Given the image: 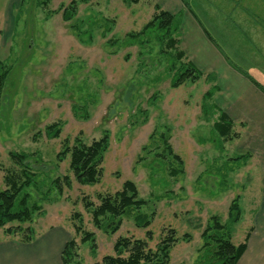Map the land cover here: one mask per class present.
Instances as JSON below:
<instances>
[{"label":"rangeland","instance_id":"374dc122","mask_svg":"<svg viewBox=\"0 0 264 264\" xmlns=\"http://www.w3.org/2000/svg\"><path fill=\"white\" fill-rule=\"evenodd\" d=\"M156 13L153 0H0V74L7 72L0 191L9 188L7 175L23 180L25 168L12 155H27L23 165L35 181L22 193L41 208L32 219L34 238L46 228H67L75 245L68 264L114 256L119 238L142 240L154 251L170 229L178 240L168 264H209L216 221L227 224L220 233L236 247L251 231L258 206L251 184L261 168L243 153L247 123L224 112L229 96L217 94L220 79L190 63L177 29L170 30L174 47L162 35L136 37ZM188 64L200 76L175 84ZM219 121L223 136L215 130ZM104 136L101 176L92 185L78 183L71 149ZM126 182L144 204L95 226L92 209ZM235 199L240 218L229 225ZM85 234H92L90 241H82Z\"/></svg>","mask_w":264,"mask_h":264},{"label":"crops","instance_id":"0c3cea01","mask_svg":"<svg viewBox=\"0 0 264 264\" xmlns=\"http://www.w3.org/2000/svg\"><path fill=\"white\" fill-rule=\"evenodd\" d=\"M153 2L175 16L179 44L190 63L220 79L217 94L226 92L230 101L224 112L247 123L251 137L244 141L243 153L260 163L261 176L251 184L256 191L251 199L258 206L252 212L246 250L236 264H264V0ZM65 229L46 228L28 243L0 231V264H62L70 241Z\"/></svg>","mask_w":264,"mask_h":264},{"label":"trees","instance_id":"16d2710c","mask_svg":"<svg viewBox=\"0 0 264 264\" xmlns=\"http://www.w3.org/2000/svg\"><path fill=\"white\" fill-rule=\"evenodd\" d=\"M134 1L137 2V0H133V2ZM155 7L158 13H156L154 17L144 25V27L137 33L136 37L143 38L145 35H149V37L151 36L157 38L162 35L163 38H168V44L174 47V43L172 44L171 42L170 30L171 27L176 29L178 22L175 20V16L173 14L171 15L162 9L160 10L157 6ZM73 9L74 8L71 7V10ZM190 74L195 75V79H198L200 76L196 67L192 65L189 66L188 64L186 66V72L175 77V84H179L180 82L187 80L186 78H188ZM6 76L7 72H2V74H0V95L3 90V84ZM207 96L208 95L204 98ZM222 119H225V117L223 116ZM214 124L215 130L223 136L227 130L223 121H219ZM53 126H50L48 129L51 130ZM50 135H53L52 132ZM107 143L108 140L106 136H104L90 145L74 146V148L71 149V158L69 162L70 170L78 183L84 185L97 183L99 177L101 176V156L104 153L103 151L105 150ZM12 156L16 162L21 164L25 169L22 173L23 180L21 182H13L8 175L4 177L6 184L9 185V188L4 191H0V229L3 230L5 235L12 236V238L18 234L21 237V239H18L19 242L28 243L34 238L32 228L33 216L36 213H40L41 208L37 204L29 205V201L27 200L28 195L22 193L24 189L29 188L35 181V178L29 174L30 166L23 165V162L27 160V155L13 154ZM64 180L67 182L66 177H64L63 181ZM55 181L57 188H60V179L58 178ZM123 185L124 187L121 192H116L111 197H102L100 205L92 209V221L95 226L98 227L100 219L106 217L111 220L121 218L124 214L138 209L139 206L144 204L138 199L135 185H132L130 182H126ZM231 204L232 205L228 211L229 225L237 223L241 213L238 199H235ZM89 206V203L86 204L87 208ZM120 221L121 220H118L116 226H112L111 232H115L117 230L120 225ZM145 223L146 221L142 222L143 225H145ZM25 224H27V227H24ZM224 226H221L218 221H216L214 228L209 229L216 231L214 236L216 241V251L214 256H212L208 261L209 264H236L240 259V256L246 250L245 243L236 247L230 243V238H226L223 236V233H220L224 229H227V224L225 227ZM211 236L207 235V231L203 234V237L208 240ZM186 237L188 236H184V238ZM91 238L92 234H85L82 241L87 242L90 241ZM177 240L176 232L173 229H170L165 237L160 240L161 242L157 248L153 251L149 248V246H147V243L142 240L119 238L114 242V256H105L102 258V261L97 264H168L171 253L170 251L173 245L177 243ZM72 246H75L74 241H69L62 253V264H68L67 256ZM205 246L208 248L207 245Z\"/></svg>","mask_w":264,"mask_h":264}]
</instances>
